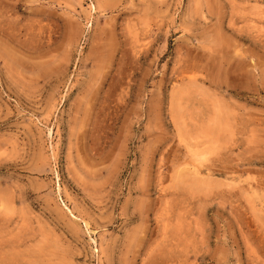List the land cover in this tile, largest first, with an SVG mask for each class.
I'll return each mask as SVG.
<instances>
[{"label":"rangeland","instance_id":"374dc122","mask_svg":"<svg viewBox=\"0 0 264 264\" xmlns=\"http://www.w3.org/2000/svg\"><path fill=\"white\" fill-rule=\"evenodd\" d=\"M0 264H264V0H0Z\"/></svg>","mask_w":264,"mask_h":264}]
</instances>
